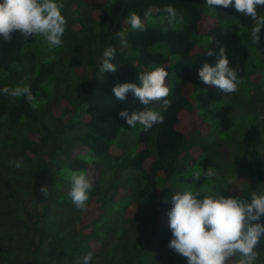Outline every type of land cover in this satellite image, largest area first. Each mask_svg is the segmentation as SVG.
<instances>
[{"label":"trees","instance_id":"obj_1","mask_svg":"<svg viewBox=\"0 0 264 264\" xmlns=\"http://www.w3.org/2000/svg\"><path fill=\"white\" fill-rule=\"evenodd\" d=\"M93 3L91 10L104 9V0ZM166 4L184 18L182 29L160 21L140 31L126 22L130 12L142 19L147 9L163 19ZM205 6L206 0H113L97 21L90 17L95 27L88 28L86 18L67 22L58 48L41 36L38 47L55 49L58 58L41 62L31 78L3 83L30 85L34 99L0 94V264H78L89 252L90 264H187L168 247L167 213L176 192L198 191V198L264 193V29L253 44L249 33L236 31L251 29L250 17L231 6H213L221 23L209 26ZM257 12L264 15V6ZM36 37H0V70L20 65L23 49ZM249 41L260 68L249 67ZM219 45L230 66H238L241 82L231 94L198 77L205 62H215L206 51H218ZM109 46L117 48L118 68L101 73L102 52ZM67 58L78 71L75 85L59 81ZM175 66L182 67L171 81ZM155 67L168 72L171 106L161 113L162 124L133 128L118 113L144 106L131 93L120 102L113 87L139 83L137 73ZM149 107L160 110L159 103ZM19 158L20 168L9 164ZM209 168L216 172L212 178L204 176ZM79 172L93 182L84 210L68 197L71 175ZM41 186L48 187L47 198ZM258 250L255 264H264V243Z\"/></svg>","mask_w":264,"mask_h":264},{"label":"clouds","instance_id":"obj_2","mask_svg":"<svg viewBox=\"0 0 264 264\" xmlns=\"http://www.w3.org/2000/svg\"><path fill=\"white\" fill-rule=\"evenodd\" d=\"M209 7H233L255 23L250 29V40L259 44L261 31L264 29V15L257 12L258 6H264V0H206ZM64 4L59 0H0V37L11 41L14 33H19L26 40L42 36L52 47L62 45V37L66 31L67 21L62 15ZM169 25L178 19L176 8L166 4L160 10ZM151 9L143 11L144 16L151 15ZM182 21L183 17H179ZM127 24L133 30H145L141 15L130 12ZM239 27V25H237ZM115 35L123 40V33ZM125 45L122 44L121 51ZM117 54L116 47H106L100 59L99 72H115L118 66L113 63ZM206 55L214 57V63L205 62L198 71L200 81L205 85L214 86L225 94L238 90L241 82L238 77V66H230V60L223 45L218 51L209 49ZM168 72L163 67H155L147 72H138L139 83H122L113 87L114 96L120 101L127 100L131 93L134 99L144 107L131 114L125 109L118 115L126 124L135 128L141 125L145 131L156 124L164 122L162 112L171 106L170 88L166 84ZM0 94L6 97H24L31 102L34 97L30 85L0 88ZM160 104V110L149 107L153 103ZM11 166L20 168L22 158L9 161ZM216 172L209 168L205 171L206 178H212ZM71 188L68 197L78 210H84L89 200L93 182L84 173L71 175ZM193 179L198 181L200 174ZM39 191L47 198L49 189L41 186ZM198 191L176 192L171 197L172 208L168 211V226L172 238L168 247L175 253L185 257L187 264H255L260 252L258 245L264 243V193L252 192L250 198L203 194ZM168 203L167 200L164 201ZM93 259L91 252L84 255L78 264H90Z\"/></svg>","mask_w":264,"mask_h":264},{"label":"rangeland","instance_id":"obj_3","mask_svg":"<svg viewBox=\"0 0 264 264\" xmlns=\"http://www.w3.org/2000/svg\"><path fill=\"white\" fill-rule=\"evenodd\" d=\"M72 1H74L75 5L71 4ZM100 1H102V0H100ZM104 1H105V6H104L103 10L94 9V11H93V10H91V7H92L93 4H97V3H93V2H97V0H59V2H62L64 4V8L62 9V15L65 16L67 22H69L73 18L75 20L80 18V20H78L79 22L87 19L88 28L91 27V24L94 25V27L96 26L95 22H90V17L91 16H94L95 20L97 21L104 13H107L108 10L111 9V7L113 5V0H104ZM78 6H80V7H78ZM78 8L80 9V12L77 11ZM66 9H67V14L65 13ZM205 11H206L207 17L209 18V20H211L209 26L221 23V21L217 20V18H215V16H214L215 13H214V8L213 7H209V6L206 5L205 6ZM151 13H152V11H151ZM179 17H182V15L178 14L177 21L174 22L172 25H169L167 23V21L165 20V18L158 19L152 13L149 16H144L142 18V22L144 24L158 25L159 22L162 21L164 23H167V25H168L167 27L172 28L173 30H180V29L183 28V26L185 24V21H184V18L181 21L179 19ZM84 18H86V19H84ZM79 22H76V25L81 27ZM226 24H227V22H226ZM228 27H232V26L228 25ZM236 31L238 33L242 32L241 34L239 33L240 35H242V34L245 35V34H248V33L250 34V29L249 30H244L242 27H240L239 30L236 29ZM62 39H63V37H62ZM41 40H42V37L41 36H37L36 39L34 40V42H32L31 44L27 45L23 49V60H22V63L20 65L14 67L9 72H4V71L0 70V79L2 81V88H4L7 85V84L3 85V83L5 81L8 83L9 78H12L13 80H15V79L26 80L28 78H31L38 71V68L40 67L41 62H46V61L50 62L53 59H57L58 58L56 56L57 53H56L55 49H46V48H44V44H43L44 42L43 41L41 43L43 45L40 46V48L38 47L39 45L37 44V42H41ZM246 46L249 48V67H252V66L256 65L257 68H260L259 65H258V62L260 61V59H259V57L256 56L254 47L251 45L250 41H249V43H246ZM51 48H54V47L51 46ZM33 51L36 52V55H35V53L31 54V52H33ZM32 55H35L34 58L32 57ZM68 59L69 58H67L66 62L64 63V66L67 65V70L64 71V72L62 71V74L59 75V81L63 82L64 85H67V84H70V83H73L75 85L74 73H76L78 71H77V68H76L75 64H73L71 62L68 63ZM199 61H200V59H199ZM181 67L182 66H179V67L175 66L174 67L173 73L171 74V81L175 80L177 78L178 71L180 70ZM64 85H62L60 87L62 92L67 90V88ZM227 96L228 95L225 96V99H227ZM261 116H263V115H261Z\"/></svg>","mask_w":264,"mask_h":264}]
</instances>
